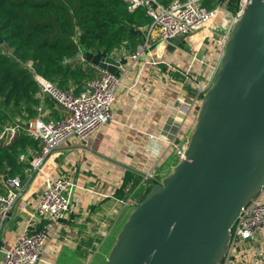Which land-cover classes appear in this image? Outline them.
Wrapping results in <instances>:
<instances>
[{
    "label": "crops",
    "instance_id": "obj_1",
    "mask_svg": "<svg viewBox=\"0 0 264 264\" xmlns=\"http://www.w3.org/2000/svg\"><path fill=\"white\" fill-rule=\"evenodd\" d=\"M231 16L222 5L212 22L198 33L181 38L178 43L155 45L147 59L156 64L139 61L122 78L111 122L85 143L71 137L53 151L42 172L28 182L29 167L23 175L16 176L26 186L0 223V263L3 251L20 233L42 226L35 208L46 183L55 177L71 183L72 209L53 226L38 264L104 263L131 204L143 195L148 180L163 179L177 164V149L187 144L195 124L197 100L217 70L222 49L219 40L228 31ZM215 27H222L225 33L216 34ZM130 53L122 48L112 54L120 59ZM186 72L202 92L183 83ZM183 106L187 108L184 112ZM53 111L54 114L44 103L45 119H61L59 107ZM33 153L21 156L27 160ZM127 175L141 179L139 191L136 197H132L133 191L122 200L119 193ZM1 188L0 176V191ZM254 242L249 249H263L264 232Z\"/></svg>",
    "mask_w": 264,
    "mask_h": 264
},
{
    "label": "water",
    "instance_id": "obj_2",
    "mask_svg": "<svg viewBox=\"0 0 264 264\" xmlns=\"http://www.w3.org/2000/svg\"><path fill=\"white\" fill-rule=\"evenodd\" d=\"M84 57L111 74L126 64L105 52ZM263 186L264 0H246L201 97L184 157L160 182L148 180L103 264H222L233 224Z\"/></svg>",
    "mask_w": 264,
    "mask_h": 264
},
{
    "label": "built area",
    "instance_id": "obj_3",
    "mask_svg": "<svg viewBox=\"0 0 264 264\" xmlns=\"http://www.w3.org/2000/svg\"><path fill=\"white\" fill-rule=\"evenodd\" d=\"M203 1L171 0L169 5L162 6L156 0H124L129 11L143 8L145 14L151 19L141 43L126 58L119 59L116 55H110L116 61L126 60L125 68L121 67L116 74L94 67L96 75L87 80L77 94L60 91L54 83L32 71V79L39 89L37 96L40 104L36 108L37 117L23 125L16 121L14 124L2 127L0 131V141L9 142L21 129L26 136L38 143V151L27 159L29 169L26 182L39 175L53 151L71 137H76L85 143L94 132L112 121L116 92L122 78L129 68L139 61L145 60L148 64L155 65L156 62L147 59L151 56L155 45H164L171 39L192 36L212 22L223 4L208 11L202 5ZM245 3L246 0H239V9L234 14L236 20ZM231 24L232 19L229 26ZM227 33L219 40L221 47L225 43ZM27 66L31 68V63H27ZM187 74L188 72L184 74L183 83L202 92L203 89H200ZM46 98L52 99L60 108L61 119H45ZM200 100L201 98L197 100L198 106ZM186 110L187 108L183 106L182 111ZM150 138L154 139L153 136ZM186 146L187 144L177 149L178 160L184 157ZM19 159L24 160V156H20ZM1 181L0 223L21 198L26 186L19 177L9 179L2 177ZM71 187V183L63 177H55L46 183V188L35 208L39 219L42 220V226L34 231L26 229L20 233L13 244L3 251L0 264H38L53 226L64 219L72 209ZM262 232H264V186L241 209L231 228V239L222 264H264V248L249 249V246L254 247L256 237Z\"/></svg>",
    "mask_w": 264,
    "mask_h": 264
},
{
    "label": "trees",
    "instance_id": "obj_4",
    "mask_svg": "<svg viewBox=\"0 0 264 264\" xmlns=\"http://www.w3.org/2000/svg\"><path fill=\"white\" fill-rule=\"evenodd\" d=\"M156 2L167 6L171 0ZM238 2L204 0L202 5L211 11L223 4L234 15ZM150 22L143 8L129 11L124 0H0V131L37 117L39 89L32 71L60 91L77 94L97 73L82 65L85 53L133 52ZM44 103L54 114L57 104L50 98ZM29 151H38V143L21 129L9 142L0 141V176L23 175L29 163L19 157ZM140 180L127 175L119 197L126 200L133 191L136 197Z\"/></svg>",
    "mask_w": 264,
    "mask_h": 264
},
{
    "label": "rangeland",
    "instance_id": "obj_5",
    "mask_svg": "<svg viewBox=\"0 0 264 264\" xmlns=\"http://www.w3.org/2000/svg\"><path fill=\"white\" fill-rule=\"evenodd\" d=\"M225 6V5H224ZM227 9V8H226ZM229 12V11H228ZM230 13V12H229ZM232 16H231V19H232V24H231V26H229L228 27V30L230 31L231 30V28L233 27V25H234V23L236 22V19H235V15H233V13H230ZM230 18V17H229ZM215 32H216V34H223V33H225V31H224V29L222 28V27H215ZM228 32V31H227ZM226 32V33H227ZM201 35V34H200ZM206 35V34H205ZM142 41V40H141ZM83 66H85V64H83ZM69 92H72V91H69ZM196 119V118H195ZM193 127H194V125H193ZM193 130V129H192ZM192 130L190 131V133H189V138H190V135H191V133H192ZM160 180H161V178H158L157 179V182H154V183H158V182H160ZM128 216V215H127ZM127 218V217H126ZM126 220V219H125ZM125 220H124V222H125ZM124 222H123V224H124ZM122 224V225H123ZM121 225V226H122ZM121 228V227H120ZM120 228H119V230H120ZM118 230V231H119Z\"/></svg>",
    "mask_w": 264,
    "mask_h": 264
}]
</instances>
